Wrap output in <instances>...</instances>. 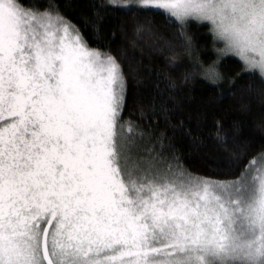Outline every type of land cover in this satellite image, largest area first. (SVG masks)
Returning a JSON list of instances; mask_svg holds the SVG:
<instances>
[{
  "label": "snow or ice",
  "instance_id": "obj_1",
  "mask_svg": "<svg viewBox=\"0 0 264 264\" xmlns=\"http://www.w3.org/2000/svg\"><path fill=\"white\" fill-rule=\"evenodd\" d=\"M104 6L207 24L264 81V0ZM51 8L0 0V264H264V152L212 180L143 149L121 65Z\"/></svg>",
  "mask_w": 264,
  "mask_h": 264
},
{
  "label": "trees",
  "instance_id": "obj_2",
  "mask_svg": "<svg viewBox=\"0 0 264 264\" xmlns=\"http://www.w3.org/2000/svg\"><path fill=\"white\" fill-rule=\"evenodd\" d=\"M104 2L25 0L41 10L51 4L90 48L117 59L127 80L123 119L144 133L143 149L175 157L200 177H238L264 152V81L221 54L207 24L190 21L181 35L160 11L129 13Z\"/></svg>",
  "mask_w": 264,
  "mask_h": 264
},
{
  "label": "rangeland",
  "instance_id": "obj_3",
  "mask_svg": "<svg viewBox=\"0 0 264 264\" xmlns=\"http://www.w3.org/2000/svg\"><path fill=\"white\" fill-rule=\"evenodd\" d=\"M209 27H210V26H209ZM217 41L221 43V48L224 49V44H223V42H222V41H219V40H217ZM221 54H222V52H221ZM231 56H233V55H231ZM234 57H235V56H234ZM244 67H245V65H244Z\"/></svg>",
  "mask_w": 264,
  "mask_h": 264
}]
</instances>
